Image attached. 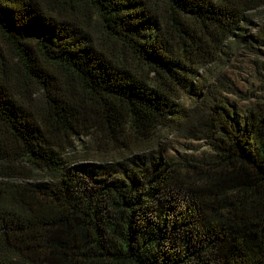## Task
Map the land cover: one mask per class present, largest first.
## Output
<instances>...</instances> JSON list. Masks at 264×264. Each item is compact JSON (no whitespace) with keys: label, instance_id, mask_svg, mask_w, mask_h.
I'll list each match as a JSON object with an SVG mask.
<instances>
[{"label":"trees","instance_id":"trees-1","mask_svg":"<svg viewBox=\"0 0 264 264\" xmlns=\"http://www.w3.org/2000/svg\"><path fill=\"white\" fill-rule=\"evenodd\" d=\"M263 8L0 0V264H264V100L195 104L200 71ZM165 129L213 155L120 176L66 156L80 135L114 156Z\"/></svg>","mask_w":264,"mask_h":264},{"label":"rangeland","instance_id":"rangeland-1","mask_svg":"<svg viewBox=\"0 0 264 264\" xmlns=\"http://www.w3.org/2000/svg\"><path fill=\"white\" fill-rule=\"evenodd\" d=\"M249 17L251 22L247 26L246 42L232 43L220 59L200 71L203 75L202 86L195 103L199 107L206 103L203 95L208 92L240 112L264 100V8L252 12ZM162 132L158 139L160 141L152 147L114 156L101 152L110 148L108 144L98 146L92 144L90 137L80 135L66 156L71 163L84 169L101 172L103 176H120L125 174V168L143 162L156 168L170 159L191 156L205 159L213 155L205 140L187 139L181 132L170 129ZM40 181L48 184L47 179Z\"/></svg>","mask_w":264,"mask_h":264}]
</instances>
